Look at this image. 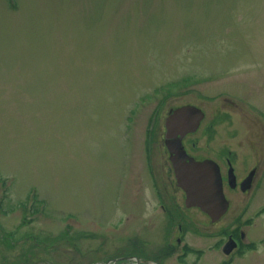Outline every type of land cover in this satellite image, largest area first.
I'll use <instances>...</instances> for the list:
<instances>
[{"label": "rangeland", "instance_id": "1", "mask_svg": "<svg viewBox=\"0 0 264 264\" xmlns=\"http://www.w3.org/2000/svg\"><path fill=\"white\" fill-rule=\"evenodd\" d=\"M187 103L203 128L227 115L206 141L260 175L215 223L167 162L165 117ZM259 104L264 0H0V264H264ZM236 227L256 248L227 255Z\"/></svg>", "mask_w": 264, "mask_h": 264}, {"label": "water", "instance_id": "2", "mask_svg": "<svg viewBox=\"0 0 264 264\" xmlns=\"http://www.w3.org/2000/svg\"><path fill=\"white\" fill-rule=\"evenodd\" d=\"M204 117L202 109L193 104H186L170 110L166 117V138L171 161L175 171L177 184L185 193L187 206H199L212 219L218 220L229 207V201L224 194L222 176L219 165L210 158L196 160L188 155L182 145V137L194 131ZM180 134L175 140L174 137ZM230 181L235 179L233 168L229 170ZM251 174L241 183L246 190L250 186ZM234 185V183H232ZM235 246L234 240H229L224 251L230 253Z\"/></svg>", "mask_w": 264, "mask_h": 264}, {"label": "flooded vegetation", "instance_id": "3", "mask_svg": "<svg viewBox=\"0 0 264 264\" xmlns=\"http://www.w3.org/2000/svg\"><path fill=\"white\" fill-rule=\"evenodd\" d=\"M260 105V104H259ZM255 109L258 115H253V118L258 122V123H262L264 122V105L261 104L259 106V108H253ZM263 114V115H261ZM206 118L205 117L202 119L200 126L198 127V129L194 132H190L188 134H186L185 136L182 137V145L184 147V149H186V151L194 156L195 159H205V158H213L215 159L221 168L222 171V176H223V184H224V190L226 193V196L228 197V193L227 190L231 189V190H239L240 192H243L245 194H248L252 191V189L254 188V185L256 186L257 183L260 182V175L257 169L256 165H252V166H248V167H244V173L240 174L238 170H236L235 166L237 167V159H235L238 156V151H236V149L234 147H229V140H225V144L221 143L222 146H220L219 148L217 147V149H214L213 147H211L210 142L206 141V136H205V132L210 134L209 128L212 129L213 126H215L218 122H222L227 118V115H222L219 114L217 115L212 123L210 124V126L208 128H203V124H204V120ZM213 130V129H212ZM239 135V133H237ZM180 136V134H178L177 136L174 137V140ZM205 138V139H204ZM170 139L165 137V133L163 136V142L165 143V148H166V153H167V162L170 161V151L169 148L167 146V142H169ZM206 141V143H204L203 145H200V141ZM253 148H254V144ZM200 148L201 150H205L202 153H196L194 152V150L196 151V149ZM214 152V154H213ZM236 156V157H235ZM233 157H235L233 159ZM230 165H232L234 167V171L236 174V185L232 187L229 178H228V170L230 168ZM251 173V180H250V187L243 191L242 187H241V183L242 181L246 180L248 178V176ZM234 183V181H233ZM246 187H248V184H246ZM229 199V197H228ZM230 201V200H229ZM164 209H166V213H167V207L164 205ZM170 209V208H169ZM171 215V213H170ZM181 229V226L179 227ZM241 234H242V229L239 227H236L235 229H232V231L230 233L227 234V238L224 240V242L230 238V236H233L236 238L238 244H240V239H241ZM181 240L178 239V242H180ZM223 242V244H224ZM222 245V244H221Z\"/></svg>", "mask_w": 264, "mask_h": 264}, {"label": "trees", "instance_id": "4", "mask_svg": "<svg viewBox=\"0 0 264 264\" xmlns=\"http://www.w3.org/2000/svg\"><path fill=\"white\" fill-rule=\"evenodd\" d=\"M187 80V79H186ZM189 81V80H188ZM169 91V90H168ZM150 135V133H149ZM1 176H0V182H1ZM37 211V210H36ZM3 237H4V240L3 242L6 243L7 245H11V239L13 238V236L15 237L14 235V231H6V232H3ZM61 236H56L54 238H52L50 240V243L49 245L45 244L46 245V248H51V246H53L55 244V241H57V244L60 243L61 241ZM256 248V243L255 242H249V243H243L242 244V247L241 249L239 250V253L240 255L243 254L245 251L249 250V249H254ZM186 249L189 251L191 250L188 246L186 247ZM187 251V252H188ZM182 258V256H181Z\"/></svg>", "mask_w": 264, "mask_h": 264}]
</instances>
